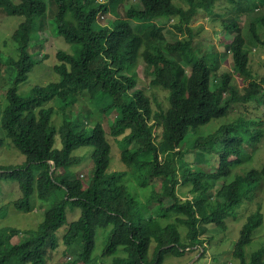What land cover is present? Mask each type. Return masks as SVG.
<instances>
[{"label":"trees","instance_id":"obj_1","mask_svg":"<svg viewBox=\"0 0 264 264\" xmlns=\"http://www.w3.org/2000/svg\"><path fill=\"white\" fill-rule=\"evenodd\" d=\"M126 1L0 0L1 12L22 17L12 34L19 58L10 61L16 76L1 111L0 146L9 140L26 158L21 165L0 164V180L18 183L23 195L13 201L15 208L31 210L35 196L53 200L36 229L10 226L0 232V264H47L60 245L57 230L66 223L62 242L69 247L82 239L78 256L66 264H92L97 229L109 224L113 227L104 255H114L120 247L125 254L108 264H163L166 256H183L187 247L200 245L209 224L226 231L227 219L240 220L244 203L258 197L264 163L260 168L243 166L264 136V119L251 115L252 109H264V74H253L246 41L264 48V14L253 17L248 40L236 17L224 16L218 41L225 48L220 54L214 44L193 41L191 23L199 11L213 13L217 0H182L186 6L172 0H137L122 14L119 9ZM225 2L233 3L235 12H250L264 0ZM109 12L115 15L113 23L93 28ZM48 15L54 16L55 31L70 48L56 52L53 69L59 80L34 84L23 95L18 86L40 62L34 47L42 42L39 31ZM213 16L218 20L217 12ZM169 19L177 20L174 37H166ZM229 54L232 71L220 70L219 59ZM140 59L152 76L150 84L168 90L166 108L137 87ZM234 74L246 84L239 87ZM99 93L111 98L105 105L112 113L108 131L100 121L90 127L87 120L74 117ZM55 99L56 105L47 106ZM234 107L243 112L230 117ZM55 113L59 124L53 122ZM109 135L117 140L126 169L108 171L114 152ZM82 146L92 147L88 184L70 170L80 162L74 151ZM129 170L146 174L141 185L154 183L151 197L166 202L159 205V216L169 220L175 215L174 221L163 225L158 217L137 216V199L125 182ZM179 185L190 187L192 196L183 200ZM67 204L80 208L78 219L68 221ZM263 213L258 203L232 241V256L240 264H264ZM180 225L187 227L189 245L182 241ZM20 233V240L11 241ZM258 235L248 258L246 247ZM153 238L155 255L149 259Z\"/></svg>","mask_w":264,"mask_h":264},{"label":"rangeland","instance_id":"obj_2","mask_svg":"<svg viewBox=\"0 0 264 264\" xmlns=\"http://www.w3.org/2000/svg\"><path fill=\"white\" fill-rule=\"evenodd\" d=\"M100 1L102 2L104 0ZM172 1L178 5L180 4L186 6L182 0ZM135 2H137V0L126 1L125 7L124 5L121 6L119 11L124 14L125 9H127L130 4ZM50 5L51 2H49V6ZM233 5V3L225 2V0H217V3L213 9V13L217 12L219 15L218 20L216 21L213 19V13L208 14L205 11H199L191 22L194 28L193 41H207L208 47L211 44H214L221 54L225 47L221 41H218V34L222 30L221 19L224 16L229 18L235 16L238 20V23L242 26L246 40H248L249 36L246 31L249 29V25L253 17L257 16L258 14H264V3L261 4V6L255 11L250 12H239L238 8L237 12H235L233 10ZM114 17L115 15L112 12H109V14L100 15L97 21L93 23V28L97 30L100 29V25L102 24H112ZM21 19V16H7L0 11V119L1 111L8 103L6 92L15 81L16 69L11 66L10 61L17 60L19 58V52L17 48L18 45L12 38V34L15 30V27L17 26V23ZM176 21V19H169L168 22L166 21V37L177 35L173 27V23ZM253 21L256 22V20ZM158 22L164 23V20H158ZM55 27L56 24L54 16L48 15V18L45 20L44 28L39 31V39L42 42L40 45L39 42H36L34 47V57L38 58L40 62L37 63L34 69L29 73L27 80L18 86V92L23 95L29 94L34 84H47L50 81L59 80L60 75L53 69V65L57 62L56 52L60 48L68 49L67 46L70 48V43H67L63 37L57 35ZM36 33L37 32H34V34ZM178 35L180 37L182 36L181 34ZM220 35L223 36V33H220ZM246 42L248 44L250 53V68L253 74L258 78L264 74V48L261 45L252 44L248 41ZM139 63V77L137 87L144 89L152 100L156 99L164 108H166L168 106V90L150 84L152 76L147 72L145 62L140 59ZM232 63L233 58L231 54L222 56L219 59L220 70L232 71ZM234 77L239 87H242L246 84V81L240 76L234 74ZM53 101L54 102L48 103L47 106L54 104L56 105L58 102L56 99ZM109 101H111V98L108 95H101L99 93L95 98H92L91 100H88L87 103H84V108L80 113L74 114V117L78 116L81 120H87L90 127H92L95 122L100 121L103 125H105V128L108 131L109 124L107 123L111 122L109 115L112 113H110L109 109H107L105 105ZM154 107H157V105L154 104ZM242 107H234L229 116L235 117L240 114V111L242 113ZM249 108L250 105L247 106V109ZM251 115H256L257 117L264 119V109H252ZM53 122L57 124L61 122L60 116L57 115V113H55L53 116ZM216 122L219 124L221 121ZM109 136L114 152L112 154L111 164L108 171L126 169V164L120 159L121 149L118 147L117 140L111 135ZM56 146L61 147L62 142L57 141ZM256 149L257 150L253 158L243 166L245 169H250L252 167L260 168L263 165L264 136L258 142ZM91 151V146H82L76 149L74 153L79 154L81 159L77 165H74L70 168V170L74 172L73 177H77L78 175L80 178H82L84 184H88L92 177L93 162L91 159ZM87 152L88 154H86ZM25 160V155L21 153L12 143H10L9 140H6L5 144L0 146V164L21 165ZM145 176V173H135L132 170H129L125 179L128 190L137 199V216L140 217V215H142L145 218L158 217L159 221L163 223V225L170 221H174L176 219L175 215L169 220L159 216V213L162 212V209H159V205H165L166 202L164 200L154 201V198L151 197L153 192L152 190H156L154 183H150L145 186L140 184L142 180L141 177ZM156 185L158 189H161L160 181H156ZM177 192L183 200L192 196L190 187L185 185H179ZM22 195L23 193L20 190L17 182H13L10 178H2L0 180V232L6 227L10 226L18 227L22 230L36 229L43 220L45 210L51 206L53 201L52 198L48 201H42L37 196H35L32 198V202L34 204L33 208L29 211H25L13 206V201L18 199L20 196L22 197ZM7 203H10L9 206ZM258 203L262 204V208L264 207V184L258 193L257 199L253 203H244L243 208L240 209V220L233 219V217L227 219L228 228L226 231H223L221 227H216L213 224H209L207 226L208 231L201 236L203 238V242L200 243V245L206 247L204 251L200 249V245L189 246L185 249V255L178 257L168 255L165 257L163 264H240L239 259L232 256V241L234 243L236 238H238V232L243 221L245 220V217L257 209ZM80 211L81 210L79 207H73L71 204H67L66 214L68 221L78 219L80 216ZM67 226L68 224L66 223L57 230V234L60 237V245L55 251L52 252L51 257L48 258L47 264H66L71 260L69 259L70 257L73 259L78 256L77 254L81 248V237H78L69 247L62 242L61 236L66 231ZM112 227L113 225L109 224L107 227H101L97 229L96 245L92 254V264H108L112 262L115 256H123L125 254L122 250V247H120L114 255H104V250L107 242L109 241ZM178 229L181 233L182 241L189 245V241L187 240L186 236L187 227L180 225ZM263 230L264 225L261 228V231ZM208 237L210 242L206 240ZM21 238V233L15 234L11 241L17 242ZM258 239H260L259 235L255 238V241L253 240L246 247V256L248 258L251 252L255 249ZM155 249L156 241L153 238L148 253L149 259H152L155 255Z\"/></svg>","mask_w":264,"mask_h":264}]
</instances>
